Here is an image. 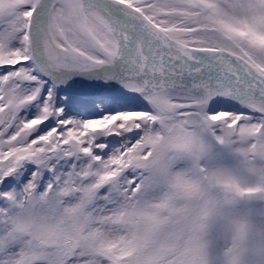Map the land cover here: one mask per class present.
<instances>
[{"label":"snow or ice","instance_id":"6c2138e0","mask_svg":"<svg viewBox=\"0 0 264 264\" xmlns=\"http://www.w3.org/2000/svg\"><path fill=\"white\" fill-rule=\"evenodd\" d=\"M0 264H264V0H0Z\"/></svg>","mask_w":264,"mask_h":264}]
</instances>
